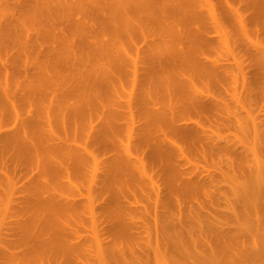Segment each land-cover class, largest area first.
Here are the masks:
<instances>
[{
	"label": "rangeland",
	"instance_id": "rangeland-1",
	"mask_svg": "<svg viewBox=\"0 0 264 264\" xmlns=\"http://www.w3.org/2000/svg\"><path fill=\"white\" fill-rule=\"evenodd\" d=\"M0 264H264V0H0Z\"/></svg>",
	"mask_w": 264,
	"mask_h": 264
},
{
	"label": "bare ground",
	"instance_id": "bare-ground-1",
	"mask_svg": "<svg viewBox=\"0 0 264 264\" xmlns=\"http://www.w3.org/2000/svg\"><path fill=\"white\" fill-rule=\"evenodd\" d=\"M211 11H212V10H211ZM211 11H210V12H211ZM211 14H212V12H211ZM213 16H214V15H213ZM212 18H213V17H212ZM213 19H215V18H213ZM222 37H223V36H222ZM222 37H221V41H222ZM223 39H224V37H223ZM224 40H225V39H224ZM218 41H219V40H218ZM226 41H228V40H226ZM223 43H224V41H223ZM224 44H226V42H225ZM213 64H214V63H213ZM204 65H206V64H204ZM211 65H212V64H211ZM211 65H210L209 67H212ZM218 65H219V64H218ZM224 69H225V68H224ZM211 70H212V69H211ZM211 70H210V71H211ZM134 71H135V70H134ZM213 71H215V69H214ZM204 72H206V70H205ZM240 74H241V73H240ZM237 75H238V74H237ZM233 76H234V75H233ZM238 76H239V75H238ZM234 78H235V77H234ZM237 78H239V77H237ZM236 80H237V79H236ZM242 80H243V79H242ZM242 80H241V81H242ZM234 81H235V79H234ZM239 83H241V82H239ZM239 83H238L237 85H239ZM235 84H236V83H235ZM3 93H4V91H3ZM4 97H5V96H4V94H3V98H4ZM140 98H141V97H140ZM4 99H6V97H5ZM139 100H140V99H139ZM139 103H140V102H139ZM196 103L199 104L198 102H196ZM5 104H6V103H5ZM7 105H8V103H7ZM4 106H5V105H4ZM196 106H197V105H196ZM199 106H200V104H199ZM202 106H203V104H202ZM254 123H255V122H254ZM254 123H253V124H254ZM254 125H255V124H254ZM7 144H9V141H8ZM94 161H95V160H94ZM94 161H93V162H94ZM137 165H138V164H137ZM138 167H140V166H138ZM138 167H137V168H138ZM137 168H136V169H137ZM142 168H143V165H142ZM143 169H144V168H143ZM137 170H138V169H137ZM144 170H145V169H144ZM139 171H140V170H139ZM140 173H141V172H140ZM140 173H139V174H140ZM143 173H144V172H143ZM141 174H142V173H141ZM141 174H140V177H142ZM142 179H143V178H142ZM147 182H148V180H147ZM153 185H154V184H153ZM153 185H152V186H153ZM155 185H157V184H155ZM153 189H154V188H153ZM157 190H158V189H157ZM157 193H158V192H157ZM49 196H52V195H49ZM49 196H48V198H49ZM51 198L53 199V197H50L49 199H51ZM54 199H55V198H54ZM54 199H53V200H54ZM86 200H87V199H86ZM48 201H49V200L47 199L46 202H48ZM54 201H56V200H54ZM52 202H53V201H52ZM52 202H51V204H54V203H52ZM57 203H58V202H57ZM45 204H48V203H45ZM55 204H56V202H55ZM58 204H60V203H58ZM64 204H65V203H64ZM64 204L62 203L63 206H66V205H67V204H65V205H64ZM49 205H50V204H49ZM60 205H61V204H60ZM62 205H61V206H62ZM90 205H91V204H90ZM54 206H56V205H54ZM54 206L51 205L50 207H54ZM74 206H75V205H74ZM74 206H72V207H74ZM48 207H49V206H48ZM65 208H66V207H65ZM67 208H68V207H67ZM126 215H127V214H126ZM65 237H66V239H67L68 236L65 235ZM66 239H65V240H66ZM91 239H92V238H91ZM67 240H68V239H67ZM67 240H66V241H67ZM72 241H73V240H71L70 242H72ZM97 241H98V240H97ZM97 241H96V243L99 242V241H98V242H97ZM81 242H82V241H81ZM81 242H80V243H81ZM83 242H84V240H83ZM92 242H93V241H92ZM72 243H73V242H72ZM77 243H79V241H78ZM77 243L75 242L74 245H78ZM69 244H70V243H69ZM69 244H68V245H69ZM85 244H86V247H87V245H92V244H87V241H86ZM74 245H73V246L70 245V246H71V247H74ZM66 246H67V242H66ZM83 246H84V243H83ZM95 246H96V245H95ZM71 247H70V249H71ZM77 247H79V246H77ZM84 247H85V246H84ZM84 247H83V250H84ZM88 247H89V246H88ZM88 247H87V248H88ZM68 248H69V247H68ZM75 248H76V247H75ZM87 248H85V250H86ZM72 250H74V249L72 248L71 251H72ZM80 250H81V249H80ZM68 251H69V249H68ZM74 251H76V250H74ZM74 251H73V252H74ZM77 251H78V250H77ZM81 251H82V250H81ZM81 251H79V253H80ZM73 252H71V254H72ZM67 253H69V255H71L70 252H67ZM74 253H77V252H74ZM74 253H73V254H74ZM82 253H83V252H82ZM84 253H85V252H84ZM69 255H68V256H69ZM71 256H72V255H71ZM75 256H76V255H75ZM70 258H71V257H70ZM76 258H77V257H76ZM73 259H75L74 256H73L72 260H73ZM73 261H74V260H73Z\"/></svg>",
	"mask_w": 264,
	"mask_h": 264
}]
</instances>
